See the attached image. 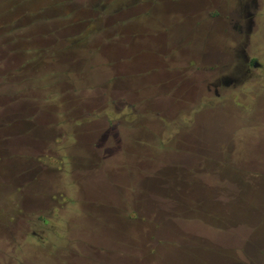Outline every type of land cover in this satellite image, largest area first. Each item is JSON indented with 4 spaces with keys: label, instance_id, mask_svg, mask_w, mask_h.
<instances>
[{
    "label": "rangeland",
    "instance_id": "374dc122",
    "mask_svg": "<svg viewBox=\"0 0 264 264\" xmlns=\"http://www.w3.org/2000/svg\"><path fill=\"white\" fill-rule=\"evenodd\" d=\"M201 3L137 22L132 0H0V264H129L136 240L150 264H262L264 228L188 209L264 203V0L227 2L253 12L244 51L229 38L247 18L190 16L181 76L135 40ZM243 54L258 63L244 76Z\"/></svg>",
    "mask_w": 264,
    "mask_h": 264
},
{
    "label": "flooded vegetation",
    "instance_id": "af4514ba",
    "mask_svg": "<svg viewBox=\"0 0 264 264\" xmlns=\"http://www.w3.org/2000/svg\"><path fill=\"white\" fill-rule=\"evenodd\" d=\"M166 1V2H164ZM218 1L219 0H202L201 7L199 8H192L189 10H179V11H174L171 12L169 15L168 20L171 21L172 26H168L165 24L167 20H164L163 25H152L153 29L150 30V32L147 33V35H144L143 33L137 32V36L135 37V40L138 42L145 41L146 39L150 40V42L156 47V55L158 58L162 56L163 58V64L167 66V68H173L171 69L172 73L169 74L170 76H181L183 75L182 73H185L186 65H185V58L186 54L190 52V50H194L195 47H192L191 45L196 44L194 41L192 43V40L189 39L188 36V31L185 30V23L186 20L192 21L190 18L193 16L200 17L199 14H195V12L201 11V16L203 19H199L197 21L193 22H198L201 21L205 23L206 25H213L214 22H218L219 18L226 19V18H231V17H238L239 21L241 20L242 22L245 21V19H248V26H239L237 28V31L233 32V34L230 36L229 41L232 42L235 46H239L243 51L248 47V44L250 42L249 37L251 34V17L253 16V12H251L248 8V6H243L242 11H232L228 10L229 5H227L228 0H224L225 5L222 4L221 8V13L219 11V6H218ZM223 1V0H221ZM174 3L178 4L181 3L182 5L185 4L187 0H132V5L134 8H132V11H134L133 16L136 17L137 22L143 21L141 17H139V10L144 9V8H149L150 6L156 5L157 3ZM140 10V11H141ZM189 13V15H187ZM140 18V20H139ZM160 20V19H159ZM215 24V23H214ZM183 27V29H182ZM167 33V36L165 35ZM161 35H164L166 38L163 39ZM207 43L201 44L202 47L200 49H205L208 53H212L208 56H214L213 54H218V51H216V48H210L207 47ZM168 51V52H162V51ZM161 51V52H160ZM196 52V51H195ZM195 54V53H194ZM195 55H198L196 53ZM201 55V54H199ZM232 59L234 60V55L232 54ZM164 57L168 59L167 62H164ZM243 58L238 61V74L241 73L243 76L247 75L250 73L251 68H256L258 66L257 62H254L252 59L248 58L245 54L242 56ZM235 58L238 59V56H235ZM161 59V58H160ZM217 81H222L224 85H230L234 84L236 81L235 80H230V79H222V80H217ZM26 94H21L20 96H25ZM215 95L217 94V89H215ZM22 107L14 110H10L8 114H15L14 112H20V111H25L24 109H21ZM29 112H31L30 109H26ZM8 112V111H7ZM7 114V115H8ZM4 120V119H2ZM8 120V119H7ZM9 120H11V117H9Z\"/></svg>",
    "mask_w": 264,
    "mask_h": 264
},
{
    "label": "trees",
    "instance_id": "16d2710c",
    "mask_svg": "<svg viewBox=\"0 0 264 264\" xmlns=\"http://www.w3.org/2000/svg\"><path fill=\"white\" fill-rule=\"evenodd\" d=\"M238 198H240V197H238ZM261 199H263V198H261ZM263 201H264V199H263ZM205 208H206L205 210H203L204 209L203 207H202V210L188 209L189 210L188 212H193L194 211V213L196 215L201 216L200 217L201 219L203 217L206 218V219L207 218H211L212 219L213 216H209V215L212 214V213L215 214V212H217L218 215H216V217L214 216L215 219L213 218L215 222H212V223H216L217 222L220 225L219 227L217 225L218 228H226L227 229L228 227H230L232 225H243V226L245 225L248 228H251L253 231H259V232L261 231L260 234L258 232H255V233L257 235L259 234L260 236L262 235V231H263L264 225H262L261 222L257 223V222H253V221H250V220H254V218L257 217L258 214H259V216L264 217V203L261 204V206L252 207V208H250V209H248L247 211H244V212L236 210V216H235V212H234L235 208H232V207H227L228 211H224L223 213H222V211L221 212H218L217 210L214 211L212 209V207L211 208L210 207H208V208L205 207ZM237 212H238V214H237ZM243 214L246 216L247 220L246 219L237 220V219H239V217L237 218V216L238 215L241 216ZM234 218H235V220H234ZM201 219L198 218V220H200V221H201ZM214 227H216V226H214ZM187 242L190 243L191 241L188 240ZM158 243H159V245L162 244V242H158ZM262 243H264V240L262 241ZM134 244H136V247H135V250H134V253H136V254H133L131 256L130 255H126V257H122L125 260V262H127L129 264L130 263H132V264H134V263L135 264H140V263H143L145 261H148L149 264H150V262L152 263V261L149 260V259L150 258H154V259L156 258V256H154V255H156L157 250H154V249H150L149 250V249H147V247L150 245V243H144L142 240H139V241L136 240V241H134ZM169 246L172 247L173 245H169ZM169 246H166V247H168V249L170 250ZM261 248L263 250L262 251L260 250L259 253L264 255V245ZM168 249H165V250H168ZM161 259H162V261H161L160 264H165V260L163 258H161ZM263 259H264V257H263ZM253 264H256V263H253ZM262 264H264V261L262 262Z\"/></svg>",
    "mask_w": 264,
    "mask_h": 264
}]
</instances>
